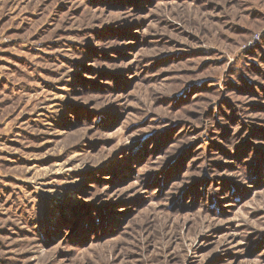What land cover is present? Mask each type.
<instances>
[{
    "label": "rangeland",
    "instance_id": "obj_1",
    "mask_svg": "<svg viewBox=\"0 0 264 264\" xmlns=\"http://www.w3.org/2000/svg\"><path fill=\"white\" fill-rule=\"evenodd\" d=\"M0 264H264V0H0Z\"/></svg>",
    "mask_w": 264,
    "mask_h": 264
}]
</instances>
